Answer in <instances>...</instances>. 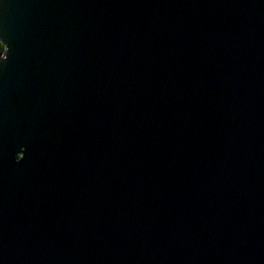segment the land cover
<instances>
[{"label": "water", "instance_id": "obj_1", "mask_svg": "<svg viewBox=\"0 0 264 264\" xmlns=\"http://www.w3.org/2000/svg\"><path fill=\"white\" fill-rule=\"evenodd\" d=\"M0 264H264V0H0Z\"/></svg>", "mask_w": 264, "mask_h": 264}, {"label": "trees", "instance_id": "obj_2", "mask_svg": "<svg viewBox=\"0 0 264 264\" xmlns=\"http://www.w3.org/2000/svg\"><path fill=\"white\" fill-rule=\"evenodd\" d=\"M3 52H4V47H3V45L0 43V55H2Z\"/></svg>", "mask_w": 264, "mask_h": 264}]
</instances>
